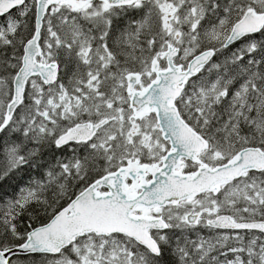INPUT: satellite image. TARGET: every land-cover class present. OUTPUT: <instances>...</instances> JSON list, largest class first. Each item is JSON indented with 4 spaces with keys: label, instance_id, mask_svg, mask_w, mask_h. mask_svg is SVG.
<instances>
[{
    "label": "snow or ice",
    "instance_id": "obj_1",
    "mask_svg": "<svg viewBox=\"0 0 264 264\" xmlns=\"http://www.w3.org/2000/svg\"><path fill=\"white\" fill-rule=\"evenodd\" d=\"M0 141V264H264V0H0Z\"/></svg>",
    "mask_w": 264,
    "mask_h": 264
},
{
    "label": "trees",
    "instance_id": "obj_2",
    "mask_svg": "<svg viewBox=\"0 0 264 264\" xmlns=\"http://www.w3.org/2000/svg\"><path fill=\"white\" fill-rule=\"evenodd\" d=\"M2 142V141H0ZM66 155H71L69 152H65ZM60 155V153H57ZM47 157V154H46ZM38 173L35 170H24L18 174L13 175L10 179L0 181V200L7 199L15 194L18 191L19 186H23L28 183L29 178L32 176H37ZM24 225L28 223L27 216L22 218ZM23 230V228L21 229ZM202 234L208 235L209 230H201ZM36 261L40 260V256L36 255L33 257Z\"/></svg>",
    "mask_w": 264,
    "mask_h": 264
},
{
    "label": "rangeland",
    "instance_id": "obj_3",
    "mask_svg": "<svg viewBox=\"0 0 264 264\" xmlns=\"http://www.w3.org/2000/svg\"><path fill=\"white\" fill-rule=\"evenodd\" d=\"M126 22L127 21H125V20L120 21L119 25L116 28V34H118L119 28H122V27L125 26ZM68 74H70V69L68 70V72H65L63 70L61 71V76L65 78V82H67L66 77H67Z\"/></svg>",
    "mask_w": 264,
    "mask_h": 264
},
{
    "label": "flooded vegetation",
    "instance_id": "obj_4",
    "mask_svg": "<svg viewBox=\"0 0 264 264\" xmlns=\"http://www.w3.org/2000/svg\"><path fill=\"white\" fill-rule=\"evenodd\" d=\"M201 230H207V229H201ZM258 234V233H257Z\"/></svg>",
    "mask_w": 264,
    "mask_h": 264
}]
</instances>
